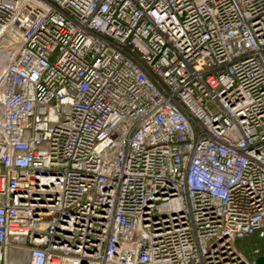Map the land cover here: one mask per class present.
<instances>
[{"label": "built area", "instance_id": "built-area-1", "mask_svg": "<svg viewBox=\"0 0 264 264\" xmlns=\"http://www.w3.org/2000/svg\"><path fill=\"white\" fill-rule=\"evenodd\" d=\"M250 236L264 0H0V264H256Z\"/></svg>", "mask_w": 264, "mask_h": 264}, {"label": "rangeland", "instance_id": "rangeland-1", "mask_svg": "<svg viewBox=\"0 0 264 264\" xmlns=\"http://www.w3.org/2000/svg\"><path fill=\"white\" fill-rule=\"evenodd\" d=\"M210 107L214 109V107L210 104ZM254 245L259 246L261 248V252L264 253V238H257L256 240L250 242L249 239H239L237 240V246L239 249L243 250L244 253H248L254 247Z\"/></svg>", "mask_w": 264, "mask_h": 264}, {"label": "water", "instance_id": "water-1", "mask_svg": "<svg viewBox=\"0 0 264 264\" xmlns=\"http://www.w3.org/2000/svg\"><path fill=\"white\" fill-rule=\"evenodd\" d=\"M256 264H264V255H259L255 259Z\"/></svg>", "mask_w": 264, "mask_h": 264}, {"label": "trees", "instance_id": "trees-1", "mask_svg": "<svg viewBox=\"0 0 264 264\" xmlns=\"http://www.w3.org/2000/svg\"><path fill=\"white\" fill-rule=\"evenodd\" d=\"M258 237L257 236H250V237H247L246 239H249L250 242L256 240Z\"/></svg>", "mask_w": 264, "mask_h": 264}]
</instances>
